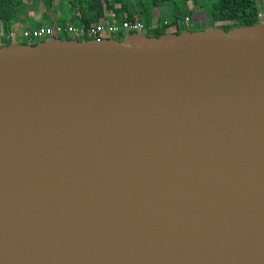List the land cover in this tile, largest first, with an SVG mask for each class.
<instances>
[{"label":"water","instance_id":"95a60500","mask_svg":"<svg viewBox=\"0 0 264 264\" xmlns=\"http://www.w3.org/2000/svg\"><path fill=\"white\" fill-rule=\"evenodd\" d=\"M0 264H264V23L0 46Z\"/></svg>","mask_w":264,"mask_h":264},{"label":"trees","instance_id":"16d2710c","mask_svg":"<svg viewBox=\"0 0 264 264\" xmlns=\"http://www.w3.org/2000/svg\"><path fill=\"white\" fill-rule=\"evenodd\" d=\"M0 0V46L12 44L14 40L8 39V34L12 30L19 29L20 25L29 20L30 12L40 13L41 20L48 19V14L52 16L66 4L75 19L79 20V26L88 32L101 19H113L121 24L122 22L142 23L145 32L149 37H160L163 34H179L183 31L194 32L205 29H195L189 27L192 23V15L195 11L206 13L208 11L209 20L206 21L209 28L218 27L225 32L238 26H251L256 24L258 14L264 13V0ZM165 3H180L185 9L183 17L174 16V19L167 21L158 19L155 22L153 10L161 8ZM210 3V4H209ZM208 9H205L204 7ZM59 7V8H58ZM53 8V11H52ZM49 11L48 13L46 11ZM207 14V13H206ZM54 19V18H53ZM41 20L33 27L40 28L43 24ZM187 20L189 23H185ZM55 21V20H54ZM56 22V21H55ZM216 23H227L216 26ZM58 25V24H57ZM72 25V24H71ZM64 31L66 26L59 25ZM208 28V29H209ZM26 29V28H24ZM23 29V30H24ZM22 30V29H21ZM16 32V31H15ZM23 32V31H22ZM62 34H65L63 32ZM126 34H118L115 40L121 41ZM66 38L64 40H71ZM76 40L97 39L85 33L82 36L74 37ZM12 41V43H11ZM44 41L41 39L40 42ZM38 42L26 41L23 44H37Z\"/></svg>","mask_w":264,"mask_h":264},{"label":"rangeland","instance_id":"374dc122","mask_svg":"<svg viewBox=\"0 0 264 264\" xmlns=\"http://www.w3.org/2000/svg\"><path fill=\"white\" fill-rule=\"evenodd\" d=\"M57 2H59L58 0H56V6H58ZM210 4V3H209ZM59 8V7H58ZM205 9H208L206 6L204 7ZM47 13L49 12L48 10L46 11ZM73 11H71L69 9V7L63 3L62 7H61V12L58 10L55 14H54V17H51V12L48 14V19H40V13H32L30 12V18L28 20V22L30 23V25H36L40 20L42 22V26L41 27H50L53 25V20L56 21L55 24H58V25H69V24H72L74 26H79V20L75 19L74 16H73ZM207 13V14H206ZM204 13V12H200V11H195V13H193L192 15V23L190 24L189 27L191 28H195V29H208L209 28V25H207V22L209 20V15H208V11ZM186 14V11L185 9L182 7V5L180 3H177L175 6L173 4H170V3H165L161 8H157V9H154L153 10V17L155 18V22L160 19V20H167V21H171L174 19V16H179V17H183V15ZM54 18V19H53ZM185 23H189L187 20L184 21V24ZM257 23H264V19L263 20H259ZM224 24H227V23H216L215 25L216 26H220V25H224ZM22 25L21 24V28H22ZM254 25V24H253ZM19 27V32H18V36L16 38V40L13 42V43H16V42H19V43H25L27 40L24 39L22 37V30L21 28ZM36 29H39L36 27ZM210 29V28H209ZM141 33L144 34V31ZM129 35V34H126L125 37ZM60 39L64 40L66 38H74L75 36L72 35V34H60ZM105 37H108L107 39L109 38H113V39H116L118 38V34H115V35H105ZM41 39H44V40H47L49 39L48 37H43ZM40 39V40H41ZM40 40H36V41H31V42H40ZM12 43V41H11ZM1 45V44H0Z\"/></svg>","mask_w":264,"mask_h":264},{"label":"built area","instance_id":"2783aa9c","mask_svg":"<svg viewBox=\"0 0 264 264\" xmlns=\"http://www.w3.org/2000/svg\"><path fill=\"white\" fill-rule=\"evenodd\" d=\"M258 19H264V13L260 12L258 14ZM145 32V28L142 23H129L122 22L121 24L115 22L113 19H101L96 23L88 32H85L81 26L67 25L65 30L55 24L50 27H40L36 28H27L22 32V37L28 41H38L43 37L54 38V36H60L63 32L67 34H72L75 37H79L87 33L90 36L97 37V39H107L105 35H115V34H131V33H141ZM143 34V33H142ZM16 37L15 30H12L8 34V39L14 40Z\"/></svg>","mask_w":264,"mask_h":264},{"label":"crops","instance_id":"0c3cea01","mask_svg":"<svg viewBox=\"0 0 264 264\" xmlns=\"http://www.w3.org/2000/svg\"><path fill=\"white\" fill-rule=\"evenodd\" d=\"M40 19H41V17H40ZM20 26H21V25H20ZM33 26H34V25H30V23L27 21V22H24V25H22V28H21V27H20V28H21L22 31H23L24 28L27 29V28H29V27H33ZM19 30H20V29L15 30L17 34H18Z\"/></svg>","mask_w":264,"mask_h":264}]
</instances>
